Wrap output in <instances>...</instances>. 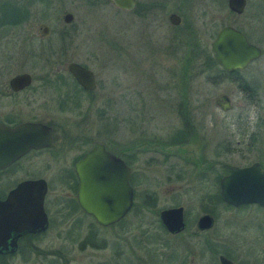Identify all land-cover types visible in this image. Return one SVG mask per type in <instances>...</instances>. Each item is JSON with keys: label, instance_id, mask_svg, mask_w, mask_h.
Returning <instances> with one entry per match:
<instances>
[{"label": "flooded vegetation", "instance_id": "obj_1", "mask_svg": "<svg viewBox=\"0 0 264 264\" xmlns=\"http://www.w3.org/2000/svg\"><path fill=\"white\" fill-rule=\"evenodd\" d=\"M80 1L90 5L108 4L112 6L124 13L129 23L140 24L143 33H148V27L157 21L160 26H163L164 20L170 31H177L178 34L181 28H185L186 34L189 35L188 38L191 34L199 37L198 29H195L193 24L192 26L184 23L178 11L180 2L190 3L196 0H132V7L128 10L114 7L109 0ZM54 2L57 0H0V223H4L0 225V261L13 259L22 252L29 257L35 254L34 240L38 234H20L21 223H36L34 211L36 193L32 189H18L23 182L44 181L46 191L42 200V210L48 226L49 223L59 221L61 223H84L89 220L96 224L93 218L86 215L78 205L79 183L75 166L94 144H98L105 152L123 162L128 169L127 181L132 190L131 207L123 217L107 227H100L96 224L99 228L112 229L121 223L133 222V211L137 206L135 201L138 196L136 195L138 191L136 180L142 182L148 179V172L145 170L151 166L157 165L161 169H166L158 175L157 179L161 190L164 188L176 196L199 194L201 197L200 211L191 218L188 217L187 210L182 204L163 207L158 212V223L153 225L152 235H149L146 230L132 232L126 226L125 237L121 239V241L124 240V244L119 248L121 255L133 256L136 250L133 248L135 244H138L144 249L145 254L151 255L158 252L161 264H264V219H261L260 214L264 213V206L255 203L233 206L220 198V180L229 174L230 168H246L258 164L260 169H264L263 153H260L262 160L249 158L251 154L255 156L259 154L257 146L260 141L255 135L250 134L253 131L241 130L236 133V137H240V140L235 142L236 146L244 147V151L237 150L236 152L245 161L243 165L223 164L219 167L216 165L220 162L219 157L218 159L213 158L214 160L207 157L202 145L198 146L199 155L189 154L185 149H181L185 144H195L193 130L189 124L191 131L185 133L181 129L176 130L181 137L178 136L172 140L171 145L166 146L168 149L172 147L175 153L170 155L161 150L139 151L144 157L142 162L140 161V167L137 165L138 159L134 157L136 154L131 130L130 93L127 95L128 99L126 98L125 104L127 116L124 129L125 139L121 142L117 140L114 116L112 119L107 116L109 115L107 109L104 107L101 109L99 101L96 104L92 102L97 99L93 95L99 82L97 77L84 62L73 57L76 50L77 33L69 32L63 27L50 29L46 24L37 25L29 30L23 28L32 14L36 16L43 14L46 17L48 11L52 13ZM38 6H44V8L39 9ZM245 9L246 0L241 14L228 12L241 16ZM13 13L18 14V19L22 20L16 24L6 23L5 15ZM66 14L68 13H63L61 17V22L65 25L70 23L63 21ZM171 16L178 18V24L169 20ZM134 19L138 24L134 23ZM236 30L244 35L248 44L260 50L259 58L248 63L243 69L232 72L222 70L215 64L212 57L211 59L217 67L216 70L224 75V79H238L240 84H244L241 88L242 93L247 92L250 95L252 89L248 84L253 82V79L240 74L251 69V66L261 58L262 50L247 39L245 32ZM10 31L13 33L12 37L6 38L8 35L5 32ZM53 39L55 42H51ZM199 39L201 40L200 37ZM8 40L15 43L12 50H8L7 46L3 45ZM179 42V40L174 42L175 46L179 45ZM27 44L30 46L29 49H27ZM209 54L211 56V53ZM70 64L92 74L93 87L90 90L80 86L68 72ZM19 76H26V83L12 84V81ZM86 102L91 103L92 106H88L90 111L88 110L84 118L87 109L85 108ZM113 103L110 111L116 114L115 99ZM231 110L232 108L229 111ZM57 115L62 116L63 123L57 122ZM96 115L99 121L102 116L108 122L98 125V121H94ZM90 116L94 118L93 123ZM23 124L40 126L39 131L33 133L35 137L38 135L42 139L38 143L44 146L30 148L21 155V134L16 129ZM247 132L249 133L245 134ZM48 133L50 139L45 145ZM245 136L248 140L243 138ZM215 167L221 168V172H217ZM51 181L59 185L63 184L64 191L58 194L61 196L55 193L51 195L49 187ZM142 192L140 210L137 216L135 215L139 219H142L148 203L151 206L155 205V196L158 195L157 192L149 189L142 190ZM213 202L222 206V220L220 221L217 212H214L210 206ZM50 204L58 207V209L55 208V212L60 214L59 217L53 216L49 210ZM171 208L182 210L183 228L176 233H169L159 220V213ZM206 216L211 218L210 222H200V219ZM218 223L221 225L218 226ZM12 240L15 248L13 252H9L8 244ZM130 257L128 263L132 262ZM172 258H176L175 261Z\"/></svg>", "mask_w": 264, "mask_h": 264}, {"label": "rangeland", "instance_id": "obj_2", "mask_svg": "<svg viewBox=\"0 0 264 264\" xmlns=\"http://www.w3.org/2000/svg\"><path fill=\"white\" fill-rule=\"evenodd\" d=\"M178 11L184 23L193 24L195 29H198L199 37L206 43L208 52L210 41L224 26H232L245 32L247 39L261 48V58L251 66V69L240 74L253 79V82L248 84L252 89L250 95L247 92L242 93L241 88L244 84H240L241 82L236 78L223 79L216 85L206 83L204 76L198 75L204 70L201 67L203 56L198 55L195 48L192 50L190 47L186 48L183 43L189 40L187 30L181 28L178 34L177 31H170L164 20L163 26L157 21L148 27V33H143L140 24L129 23L124 13L108 4L90 5L80 0H57L52 3V13L48 11L46 17L43 14L39 16L32 14L23 28L29 30L37 25L46 24L50 29L63 27L69 32L77 33L73 57L84 62L97 77L99 82L93 95L98 100L92 102L96 104L99 101L101 109L102 107L107 109L109 113L107 116L111 119L114 116L117 140L121 142L125 139L127 117L125 104L130 93L131 130L136 154L134 157L138 159L137 165L140 167V161L142 162L144 158L140 155L141 150H161L170 155L175 153L172 147L168 149L166 146L171 145L172 140L178 136L181 137V134L176 132L178 129L185 133L192 129L195 140V144H185L181 149H185L189 154L199 155L198 146L202 145L207 157L211 159L219 157L220 162L216 164L218 166L243 165L245 161L236 152L244 151V147L236 146L235 142L240 140V137H236V133L241 130L253 131L250 134L255 135L260 141L257 146L259 154L258 156L251 154L249 158L262 160L264 155V0H246V9L241 16L228 12L226 0L180 2ZM63 13L72 16L67 25L61 22ZM134 23H137L136 19ZM6 33L8 35L6 38L12 37L11 31ZM178 40L179 45L175 46L174 42ZM13 43L8 40L3 45L7 46L8 50H12L15 45ZM29 48L28 45L27 49ZM218 95H226L230 99L231 111L221 112L214 105L213 101ZM113 99L115 104L117 103L116 114L110 111L114 105ZM88 106L92 105L86 102L84 118L88 110L90 111ZM56 117L57 122L63 123L61 115ZM90 117L93 123L94 118ZM104 119L100 116L99 121L96 115L94 121H98V125H101L102 122H108ZM189 124L191 129L188 127ZM243 138L248 140L247 136ZM153 140L156 142H151ZM260 153H263L262 156ZM219 167H215L217 172H221ZM145 171L148 172L149 178L142 182L136 180L138 196L132 223H121L112 229L99 228L89 220L84 223H61V221L49 223L48 229L34 240L35 254L29 257L22 252L13 259L0 261V264H161V257L157 251V254H145L144 249L138 244L133 248H136L133 256L121 255L119 248L124 244V240L121 239L125 237L126 226L132 232L146 230L152 235L153 225L158 223V212L163 207L182 204L187 210L188 217L191 218L200 211L201 197L199 194L176 196L164 188L161 190L157 179L162 171H166L165 168L161 169L160 166L155 165ZM49 187L51 195L54 193L58 195L64 191L63 184L59 185L52 181ZM145 189L154 190L158 195L155 196V205L151 206L148 203L142 219H139L135 215L140 210L142 190ZM210 206L214 212H217L218 220H222V206L215 202ZM55 208L58 209L52 204L49 205L53 216L59 217L60 214L55 212ZM260 214L261 219H264V213ZM220 225L221 223H218V226ZM129 257L131 263H128ZM172 259L175 261L176 258Z\"/></svg>", "mask_w": 264, "mask_h": 264}, {"label": "water", "instance_id": "obj_3", "mask_svg": "<svg viewBox=\"0 0 264 264\" xmlns=\"http://www.w3.org/2000/svg\"><path fill=\"white\" fill-rule=\"evenodd\" d=\"M120 10L132 7V0H109ZM245 0H226L229 12L239 15L244 8ZM71 15L63 18L65 23L71 21ZM178 24V18H169ZM210 53L213 61L222 70L232 72L243 69L248 63L260 56V50L247 43L243 34L230 26L220 28L212 39ZM68 72L75 81L85 89L93 87L92 74L74 64L68 65ZM26 83V76H19L12 84ZM214 105L222 112L229 111L232 106L226 95H218ZM38 124H23L16 131L21 134L20 154L30 148L44 146L39 144L42 139L33 132L39 131ZM49 133L45 145L49 142ZM45 140V139H44ZM39 142V143H38ZM78 178L77 202L81 210L93 218L100 227L115 224L132 203V190L128 185V169L123 162L105 152L102 146L94 144L93 147L75 166ZM18 189L35 190V218L36 223H21L20 234L43 233L48 229L46 217L42 210V200L46 191L43 180L26 181ZM220 198L233 206L255 203L264 206V169L258 164L246 168L232 167L229 174L220 180ZM181 208H171L159 213V220L169 233H176L183 228ZM209 216L200 219V222L209 223ZM4 223H0L2 225ZM14 240V239H13ZM11 241L9 252H13L15 245Z\"/></svg>", "mask_w": 264, "mask_h": 264}, {"label": "trees", "instance_id": "obj_4", "mask_svg": "<svg viewBox=\"0 0 264 264\" xmlns=\"http://www.w3.org/2000/svg\"><path fill=\"white\" fill-rule=\"evenodd\" d=\"M21 20L22 19H18V14L13 13L11 15L10 14L5 15L6 23L10 22V23L16 24L17 22H19ZM188 39H189L188 41L184 42L185 47L186 48L190 47V50L195 48L197 54L203 56L201 67L204 70L200 71L198 73V75H203L204 81L206 83H210L212 85H216V84L220 83V81H222L225 77L221 71L216 70L217 67L213 63L205 43H203L197 35L195 36V35L191 34V36ZM40 234H43V233H39L38 235H40Z\"/></svg>", "mask_w": 264, "mask_h": 264}]
</instances>
